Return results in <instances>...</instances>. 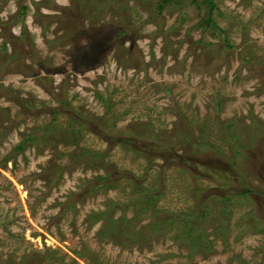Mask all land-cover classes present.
I'll return each mask as SVG.
<instances>
[{"label": "rangeland", "instance_id": "374dc122", "mask_svg": "<svg viewBox=\"0 0 264 264\" xmlns=\"http://www.w3.org/2000/svg\"><path fill=\"white\" fill-rule=\"evenodd\" d=\"M212 1L0 0V264H264V0Z\"/></svg>", "mask_w": 264, "mask_h": 264}, {"label": "trees", "instance_id": "16d2710c", "mask_svg": "<svg viewBox=\"0 0 264 264\" xmlns=\"http://www.w3.org/2000/svg\"><path fill=\"white\" fill-rule=\"evenodd\" d=\"M164 1H167V0H164ZM210 3H213V1L210 0ZM212 6H214V5L212 4ZM123 33H125V32H120V33L116 34V36H119V35H121V34H123ZM95 46H96V44H93L91 51H89V53L85 54V56H84L83 58H86L87 60L90 59V58L93 56V54H95V53H94V51H95ZM242 60H245V58H242ZM246 62H247V63H250L249 61H246ZM113 125H114V123H113ZM81 131H82V130L80 129V130L78 131V133H80ZM78 135H79V134H78ZM32 138H33V135H29L27 140H31ZM126 142L130 143L131 141H126ZM136 147H140V144H138V142H137ZM163 147H165V146H163ZM138 149H139L140 151L143 150L142 148H138ZM166 149H167V148H166ZM238 152H239V150H238ZM243 193L246 194V193H247V190H246V191H243ZM149 201H150V200H149ZM149 201H148V199L146 198V201H143V200H140V199H139V201H135V202H138V205L141 206V205H144L145 203H147V202H149ZM192 247H193V249H194V244H193Z\"/></svg>", "mask_w": 264, "mask_h": 264}]
</instances>
